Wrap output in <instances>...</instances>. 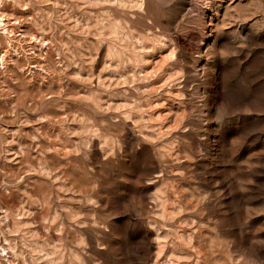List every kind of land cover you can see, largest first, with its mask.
Returning <instances> with one entry per match:
<instances>
[{"label":"clouds","instance_id":"1","mask_svg":"<svg viewBox=\"0 0 264 264\" xmlns=\"http://www.w3.org/2000/svg\"><path fill=\"white\" fill-rule=\"evenodd\" d=\"M223 5L0 0V264H264V182L187 206L171 187L189 141L232 183L233 149L264 139V0Z\"/></svg>","mask_w":264,"mask_h":264},{"label":"rangeland","instance_id":"2","mask_svg":"<svg viewBox=\"0 0 264 264\" xmlns=\"http://www.w3.org/2000/svg\"><path fill=\"white\" fill-rule=\"evenodd\" d=\"M224 7H227V0H224V5L221 8V15L223 14ZM16 15L17 13L15 12L9 13L10 19L8 22H6L7 27L12 30H14L17 25H19V27L22 29L26 28L27 25L21 24L19 19H11L12 16ZM212 23L215 24L217 21L213 20ZM29 39L32 40V37H29ZM32 42L35 43V40H32ZM45 48L46 46H43L41 51H43ZM36 59L40 60L39 55ZM241 59H243V57ZM33 71H39V69L34 68ZM95 71H99V68L97 67ZM226 79L230 80L231 76H227ZM40 90L41 92L44 91L43 86H41ZM112 103H115L116 107L119 108L121 104L125 103V101L115 100L112 101ZM53 114L63 115V113H60L59 111L56 113H49V115ZM173 120H175V118H173ZM166 126L170 127L171 125ZM30 128V124L25 125V130ZM76 130L77 129L74 127L73 131ZM73 139H75V136H73ZM144 144L149 148L151 147L147 141H145ZM53 146L58 148V145ZM12 148L14 149L15 145H13ZM64 151L67 152L68 149L65 148ZM48 155L51 156L53 154L48 153ZM174 155L177 156V160L176 163L171 166L172 177L174 178L171 187L174 192H180V198L184 201L185 206H187L189 202L193 201L197 195H203L205 193L215 194L216 192H222L223 195L218 198L221 204L227 203L233 198L235 200H240L243 197V193L241 191H231V189L236 186V182H239L240 184H243V182L247 180H253L254 183L264 182V175H260L255 172L256 169L264 168V159L260 158L261 156H264V139H262L259 135L252 136L251 139H246L245 147L242 150L237 151L235 148L233 149V152L231 153L233 157L232 167L228 169V171L235 173L232 183L223 182L225 180L224 169L215 163L213 156L199 158L195 155L194 150L192 149L191 141H189V147L179 149L174 153ZM241 162L246 163L242 164ZM244 169H247V171ZM158 171L159 167L157 165V172ZM181 173H183L185 176L193 175L195 179L185 180L180 176ZM32 175L35 176L36 174L33 173ZM218 181L221 183H218ZM158 186V184H154L151 186V190L155 192ZM191 206L196 207L195 204H192ZM247 206L258 207L256 203H251ZM167 210L169 212L173 211V209L170 207H168ZM211 219L212 217L207 216V214L198 218L194 213L185 210L181 211L180 215L175 218V223L178 226L185 227L191 225V227L188 228V231H191L192 228H195V223L204 225L206 221H208L210 228ZM261 220H264V216L255 218L254 224H259ZM209 228H201L200 231L202 235L209 240V243H211ZM183 230L184 229L182 228V231ZM159 255L160 253L154 249V258ZM167 255L172 256L173 253L169 252ZM237 259L239 258L237 257Z\"/></svg>","mask_w":264,"mask_h":264}]
</instances>
